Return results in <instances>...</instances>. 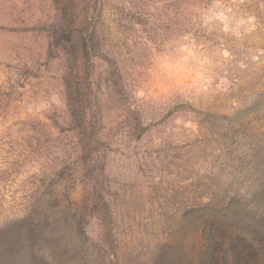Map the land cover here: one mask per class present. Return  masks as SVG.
I'll use <instances>...</instances> for the list:
<instances>
[{"label": "rangeland", "instance_id": "1", "mask_svg": "<svg viewBox=\"0 0 264 264\" xmlns=\"http://www.w3.org/2000/svg\"><path fill=\"white\" fill-rule=\"evenodd\" d=\"M263 191L264 0H0V238L34 205L85 207L77 239L103 214L146 264Z\"/></svg>", "mask_w": 264, "mask_h": 264}, {"label": "trees", "instance_id": "2", "mask_svg": "<svg viewBox=\"0 0 264 264\" xmlns=\"http://www.w3.org/2000/svg\"><path fill=\"white\" fill-rule=\"evenodd\" d=\"M83 50L88 53L87 42H84ZM221 202L212 214L203 210L194 217L187 233L177 224L175 235L159 242L145 263L184 264L183 249L190 248L193 253L191 264H264V204L252 215L244 209L241 214L235 212L229 216L228 203L225 199ZM33 209L40 219H29L26 225L17 224L11 236L0 238V264H87L93 257L101 264H105L107 258L110 264L142 262L140 256H132V240L126 241L131 249L121 248L119 240L112 241L118 227L115 223L107 225L103 214H100L99 225L105 235L97 238L96 243L88 244L75 237L85 227L79 219L90 213L85 207L79 211V218L76 214L67 218L69 213L65 209L69 211L71 207L61 208L57 203L38 204ZM63 209L64 213L60 214ZM108 243L112 246L109 250ZM87 246L92 247L90 255L86 254Z\"/></svg>", "mask_w": 264, "mask_h": 264}]
</instances>
